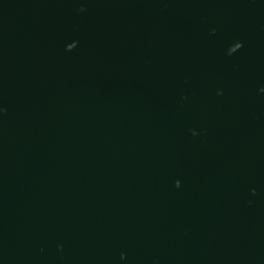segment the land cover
<instances>
[{
    "label": "water",
    "instance_id": "water-1",
    "mask_svg": "<svg viewBox=\"0 0 264 264\" xmlns=\"http://www.w3.org/2000/svg\"><path fill=\"white\" fill-rule=\"evenodd\" d=\"M0 264H264V0H0Z\"/></svg>",
    "mask_w": 264,
    "mask_h": 264
}]
</instances>
